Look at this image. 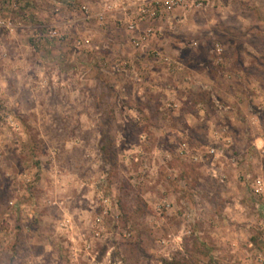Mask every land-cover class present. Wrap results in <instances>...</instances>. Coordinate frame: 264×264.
Masks as SVG:
<instances>
[{
	"label": "rangeland",
	"instance_id": "1",
	"mask_svg": "<svg viewBox=\"0 0 264 264\" xmlns=\"http://www.w3.org/2000/svg\"><path fill=\"white\" fill-rule=\"evenodd\" d=\"M104 1L0 0V264H264L263 0Z\"/></svg>",
	"mask_w": 264,
	"mask_h": 264
},
{
	"label": "built area",
	"instance_id": "2",
	"mask_svg": "<svg viewBox=\"0 0 264 264\" xmlns=\"http://www.w3.org/2000/svg\"><path fill=\"white\" fill-rule=\"evenodd\" d=\"M209 0H105L100 10H95L91 5H82V12L87 21L96 19L99 24H106L108 14L115 15L117 22L127 31L135 33L132 37V43L135 47L141 48L148 45L149 39L156 36V28L153 25L155 21L167 18V15L177 9L203 8L208 4ZM264 2V0H263ZM149 24L147 28L142 30V24ZM0 25L12 30L15 27L14 20L10 18L0 19ZM50 38L65 39L66 33H61L57 25L48 29ZM43 35L39 34L38 39ZM78 46L83 45V40H75ZM158 54L160 53L159 51ZM167 62V57H163ZM227 146V145H226ZM209 155L214 158L220 156L218 148H211ZM263 181L255 178L251 182V186L257 193L264 189Z\"/></svg>",
	"mask_w": 264,
	"mask_h": 264
},
{
	"label": "crops",
	"instance_id": "3",
	"mask_svg": "<svg viewBox=\"0 0 264 264\" xmlns=\"http://www.w3.org/2000/svg\"><path fill=\"white\" fill-rule=\"evenodd\" d=\"M86 1H89V3H91L92 4V2H93V0H86ZM97 8V7H96ZM99 8V10L102 8V4L98 7ZM97 8V9H98ZM114 18V19H113ZM116 18H115V15H112V14H108V17H107V20H106V24L104 25L105 27H110L111 25H116ZM6 47H4V49L2 48V47H0V52H7L6 50ZM25 50V49H24ZM21 51H22V49H21ZM24 52V51H23ZM2 53V54H3ZM25 54H26V52H25ZM4 55V54H3ZM7 56V55H6ZM10 57H11V55H9ZM23 56V55H22ZM0 58H1V56H0ZM3 60L6 62V61H8V60H10L9 58H8V56L7 57H3Z\"/></svg>",
	"mask_w": 264,
	"mask_h": 264
}]
</instances>
